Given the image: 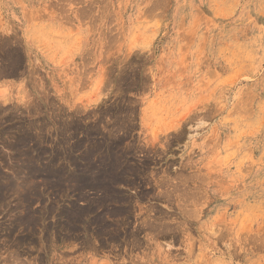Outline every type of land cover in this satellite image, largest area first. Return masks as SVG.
<instances>
[{"label":"rangeland","instance_id":"374dc122","mask_svg":"<svg viewBox=\"0 0 264 264\" xmlns=\"http://www.w3.org/2000/svg\"><path fill=\"white\" fill-rule=\"evenodd\" d=\"M0 182V264H264V0H0Z\"/></svg>","mask_w":264,"mask_h":264},{"label":"water","instance_id":"95a60500","mask_svg":"<svg viewBox=\"0 0 264 264\" xmlns=\"http://www.w3.org/2000/svg\"><path fill=\"white\" fill-rule=\"evenodd\" d=\"M51 169V168H50ZM53 169V168H52ZM61 170L60 169H57V170H55L54 169V171H48L46 174H45V178L47 179V181H49V183L53 186V187H55V186H59L61 183H62V180H64V179H66L67 180V178H62L60 175H59V172H60ZM24 178H27L28 176L27 175H25V176H23ZM73 178V177H72ZM6 182H8V185H7V187H6V189H11L12 188V186H13V181L12 180H8V181H6ZM87 181H84V183H86ZM2 186H4V185H2V182H0V191H1V187Z\"/></svg>","mask_w":264,"mask_h":264},{"label":"crops","instance_id":"0c3cea01","mask_svg":"<svg viewBox=\"0 0 264 264\" xmlns=\"http://www.w3.org/2000/svg\"><path fill=\"white\" fill-rule=\"evenodd\" d=\"M42 60H43L44 63H45L46 61L48 62V59H47L46 57H43ZM51 73H52L51 76H52V78H53V76H54V72H51ZM54 80H55V78H53V80L51 81L50 87H51V89H52V91H53V94H54L55 96H57V90L55 89L56 87H55V85H54Z\"/></svg>","mask_w":264,"mask_h":264},{"label":"bare ground","instance_id":"6f19581e","mask_svg":"<svg viewBox=\"0 0 264 264\" xmlns=\"http://www.w3.org/2000/svg\"><path fill=\"white\" fill-rule=\"evenodd\" d=\"M5 48V47H4ZM7 52V51H6ZM10 56V55H9ZM11 63V62H10ZM11 65V64H10ZM9 66V65H8ZM9 69V68H8ZM5 70V69H4ZM192 199V198H191ZM187 200V199H186ZM194 201V200H193ZM191 210V209H190ZM114 212V211H113ZM184 213V212H183ZM186 213V212H185ZM189 213V212H188ZM189 214H187V216H188ZM112 216V215H111ZM149 221V220H148ZM155 221V220H154ZM125 222V221H124ZM103 223V222H102ZM158 224V223H157ZM163 224V223H162ZM156 226V225H155ZM175 227V226H174ZM152 228H154V227H152ZM172 229V228H171ZM175 229V228H174ZM164 230V229H163ZM154 231V230H153ZM159 231V230H158ZM112 234V233H111ZM118 243V242H117ZM8 260V259H7ZM14 264H24L22 261H20V262H16V263H14Z\"/></svg>","mask_w":264,"mask_h":264}]
</instances>
